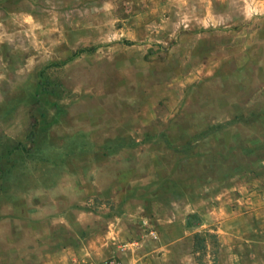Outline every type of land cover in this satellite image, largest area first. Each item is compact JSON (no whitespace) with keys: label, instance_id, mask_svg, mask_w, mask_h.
<instances>
[{"label":"rangeland","instance_id":"obj_1","mask_svg":"<svg viewBox=\"0 0 264 264\" xmlns=\"http://www.w3.org/2000/svg\"><path fill=\"white\" fill-rule=\"evenodd\" d=\"M87 236L264 264V0H0V264Z\"/></svg>","mask_w":264,"mask_h":264},{"label":"crops","instance_id":"obj_2","mask_svg":"<svg viewBox=\"0 0 264 264\" xmlns=\"http://www.w3.org/2000/svg\"><path fill=\"white\" fill-rule=\"evenodd\" d=\"M204 224V222H203ZM204 226L206 225V222L204 224ZM202 226V228L204 227ZM88 238L85 239L86 244H69V247H62L59 248L58 250H55L52 255L48 256L45 260L46 263L44 264H77V262L79 261H96V262H102L104 260H107L108 258H112V257H116L119 258L120 260H122L124 262V264H134V261L137 262V260L139 259V250L141 251V249L143 248V244H137L135 247L132 246V248L129 246L126 249H124V251L122 250V247L119 245H117V241L115 240V242L111 243L114 247L115 253H118L117 256H108L107 253H109L110 251L108 250V242L107 241V236L101 239L104 242H99L98 240V244L96 246L97 249V253L95 252V250H92L91 247H89L88 243L90 244V242L94 239L93 237L87 236ZM116 239V238H113ZM114 241V240H113ZM134 247V248H133ZM92 248H95L92 246ZM128 249V250H127ZM172 251V249H171ZM121 252V253H120ZM148 255H152L153 251L150 252L148 251ZM169 250H167L166 248V252L163 253V258L168 254ZM136 253V254H135ZM159 253V252H158ZM162 253V252H160ZM138 258H135V257ZM128 258V259H127ZM150 259V257L148 258Z\"/></svg>","mask_w":264,"mask_h":264},{"label":"built area","instance_id":"obj_3","mask_svg":"<svg viewBox=\"0 0 264 264\" xmlns=\"http://www.w3.org/2000/svg\"><path fill=\"white\" fill-rule=\"evenodd\" d=\"M77 264H124L122 260L116 257L108 258L107 260H104L102 262H96V261H79Z\"/></svg>","mask_w":264,"mask_h":264},{"label":"trees","instance_id":"obj_4","mask_svg":"<svg viewBox=\"0 0 264 264\" xmlns=\"http://www.w3.org/2000/svg\"><path fill=\"white\" fill-rule=\"evenodd\" d=\"M37 97V99H39V97L38 96H36ZM197 237H196V239H198V243L201 241L200 240V237L198 236V235H196ZM203 240H204V238H203ZM202 240V241H203ZM201 249V247L199 248V246H198V244H196L195 245V250L197 251V252H199V250Z\"/></svg>","mask_w":264,"mask_h":264}]
</instances>
